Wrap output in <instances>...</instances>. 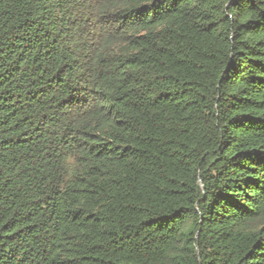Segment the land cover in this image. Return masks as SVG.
<instances>
[{"label": "trees", "instance_id": "16d2710c", "mask_svg": "<svg viewBox=\"0 0 264 264\" xmlns=\"http://www.w3.org/2000/svg\"><path fill=\"white\" fill-rule=\"evenodd\" d=\"M0 264H264V0H0Z\"/></svg>", "mask_w": 264, "mask_h": 264}]
</instances>
